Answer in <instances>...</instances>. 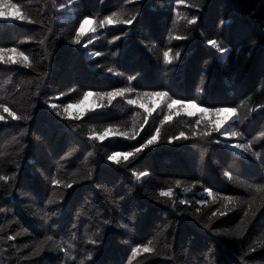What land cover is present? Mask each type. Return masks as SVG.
<instances>
[{"label": "trees", "instance_id": "16d2710c", "mask_svg": "<svg viewBox=\"0 0 264 264\" xmlns=\"http://www.w3.org/2000/svg\"><path fill=\"white\" fill-rule=\"evenodd\" d=\"M9 3L24 18L0 20V49L20 53L13 61L0 59V169L6 177L0 182V260L80 264L95 247L87 241L102 238L90 264H239V250L247 248L248 240L260 251L247 259L264 261V238L259 235L264 191H257L264 187V36L259 31L264 28V0H206L203 8L200 0ZM193 13L200 22L192 38L173 39L187 35L186 21ZM112 15L111 24L99 27ZM85 18L95 30L82 35L80 44H70ZM127 19L133 23H118ZM212 39L227 51L217 52ZM253 39L257 46L247 48ZM164 51L170 52L172 64L164 62ZM241 60H248L242 73L229 81V70L238 71ZM121 88L128 91L111 103L103 99L98 111L64 114V107L82 102L86 92L101 100L95 93ZM147 91H167L184 103L193 100L196 109L236 107L237 112L222 130L205 137L213 123L184 109L173 110L166 120V98L158 104L142 100L144 107L128 103ZM108 128L116 129L110 132L115 138L90 139ZM133 128L134 138L122 135ZM157 129L160 135L149 148L119 163L107 159L134 151ZM225 129L241 135L233 137ZM181 132L187 139H177ZM248 141L257 156L231 147ZM143 171L149 175H140ZM176 180L181 181L179 188ZM168 188L173 195L160 197ZM224 196L233 197L227 210ZM133 210L139 213L135 228L120 227H131ZM221 211L226 214L220 216ZM9 235L15 238L7 240ZM240 235L244 240H238ZM12 245L30 248L17 251ZM145 246L151 251L131 257V248Z\"/></svg>", "mask_w": 264, "mask_h": 264}, {"label": "snow or ice", "instance_id": "6c2138e0", "mask_svg": "<svg viewBox=\"0 0 264 264\" xmlns=\"http://www.w3.org/2000/svg\"><path fill=\"white\" fill-rule=\"evenodd\" d=\"M23 18H24L23 16H20V18H18V19H23ZM113 20L114 19L112 17H108L107 19H103L102 21L99 22V27L102 28V27H104L107 24H111L113 22ZM123 21L124 20H120V21H118V23L124 24ZM91 23H92L91 20L85 18L83 23L80 26V29L76 32L74 38H72L69 41V43L73 44V45L80 44L81 37H82L83 31H84V24H91ZM173 39L176 40V37H174ZM209 43L211 44V46L214 49H216L217 52L224 51V50H220V46L217 44L216 39L210 40ZM8 50L9 49H0V51L6 52V53H13V54L20 55V53H17L15 48H12V51H10V52ZM97 55H99V53H97ZM174 55H175V58L177 59L176 54H174ZM2 56H4V55H0V57H2ZM23 59L25 61V67H27L28 66V64H27L28 58L27 57H23ZM163 59H164V62L166 64H169V65L172 64V62H173V60L171 58V54H170L169 51H164ZM5 62H7V61H5ZM109 72H112L111 68H109ZM132 79H135V77H132ZM260 83H261L262 86H264V80H261ZM126 91H128V90L121 88V89H118V90H115V91H109V92H105V93L97 92V93H95V96L97 98H99V99H106L109 103H111L113 98L118 97V96H123ZM91 96H93L92 92H86L84 94L83 101H87L88 98L91 97ZM164 98H166L169 101L168 104H167V107L169 109V113H168V116L165 118L166 120L171 118L173 110L179 111V109H189V108H196L197 107L196 103L193 100H189L188 103H184L183 102L184 100L172 99L171 97H169V94H168L167 91H147V92L138 93L136 99H129L128 103L130 105H139L140 107H144V104L141 102L142 100H149V99L159 100V99H164ZM82 103L83 102H78L76 107H80L82 105ZM177 106H178V108H177ZM56 107H57V105H55V104L52 105L53 109H55ZM73 108H74V106L72 104H67L64 107V109H63L64 114L67 115V116H71ZM198 110L200 111V113L202 115L207 114V115H211L214 118L215 117H221V116H224L225 118L231 117V116H234L236 114V112H237V108L236 107H204V108H199ZM260 110H264V105H261ZM3 111L8 112V108H6V107L3 108ZM148 111H149V114H150L151 109H149ZM256 111H257V109H255V108L251 109L252 113H255ZM188 114L192 115L191 112H189ZM9 115H12V113L9 112ZM57 115H60V113L57 112ZM16 118L17 117L13 116V119H16ZM146 119H147V117H145V120ZM223 122H224L223 120L218 119L216 121V123L211 126L210 129H208V130L203 132V136L208 137V136L211 135L212 132H218L220 130V126H221V124ZM115 131H116V129H114V128H108L101 135L90 136V139H92V140H103L105 137H107L109 135L110 132H115ZM135 134H136V129L135 128H133V130L131 132L122 133L123 136H125V137H127L129 139L134 138ZM159 135H160V132H159V129H157L155 135L151 136V138L147 139L146 142L142 143L140 145V147H136L134 149V151L123 153V154L117 152V153H114V154L108 156L107 159H110L114 163H119L121 158L124 159V160H128L129 157L135 156L136 154L142 152L144 149L149 148L150 145L155 144L156 140H157V137ZM193 135H195V133H193ZM240 135L241 134L238 133V132H233V134L231 136L238 137ZM260 135H261V137H264V131H262L260 133ZM177 139H187V137H185L184 134L182 133V134H180V137H177ZM217 142L219 143V141H217ZM170 143H172L171 140H170ZM252 144H253V141H248L247 143H242V142L241 143H234V144L231 145V147L234 148V149H240L243 152H251ZM251 153H253V152H251ZM223 174L225 176H227L228 172L225 171ZM132 175L135 176L137 180H139L141 174L137 175L136 172H133ZM8 179H14V177H9ZM5 181H6V177H4V182ZM53 183H59V182L53 180ZM175 186L177 188H179L181 186V181L176 180L175 181ZM67 187H71V185L69 184V185H67ZM205 189H207V188H205ZM190 190H191L190 188H185L184 189L185 192H188ZM257 191H264V187L258 188ZM206 193H207V195L209 197L213 196V192L212 191H207ZM172 195H173V193H172V189L171 188H168L166 191L162 190V191L159 192V196L160 197H171ZM222 199L227 202V203H225V209L227 210L228 204H230L233 201V197L232 196H224V197H222ZM180 203L181 204H185V203H187V201L182 200ZM225 214H226L225 211H221L219 213L220 216H223ZM253 214H254V212H253ZM212 215L216 216L217 213L214 212V213H212ZM248 216H249V213L246 212L245 213V217L247 218ZM105 223H108V221H106ZM73 227H75V225H73ZM204 227L205 228H209V224H205ZM7 238L11 241L15 237L12 236V235H9ZM51 240H52V237L51 236H47V241H51ZM87 242L89 244H93V240L92 239H89ZM124 242L126 244L128 243V241H124ZM150 243H151V241H149V244ZM25 246H29V245H25ZM57 247H59V245H57ZM140 251L149 252V251H151V248H149L147 246H145L143 249H141L139 247H133V248H131V257L134 258L137 255V253L140 252Z\"/></svg>", "mask_w": 264, "mask_h": 264}, {"label": "clouds", "instance_id": "9594fccd", "mask_svg": "<svg viewBox=\"0 0 264 264\" xmlns=\"http://www.w3.org/2000/svg\"><path fill=\"white\" fill-rule=\"evenodd\" d=\"M103 2H104V0H101V3H103ZM180 2L183 3V0H180ZM205 4H206V0H200L199 7L203 8L205 6ZM0 8L3 9V15L4 16L14 15V16H16L17 19L20 18V9L17 8L14 4L9 3V0H3V3L0 4ZM249 16H247L246 19H249ZM108 17H112L113 19H115L114 15L107 16L104 19H107ZM198 21L200 22V15H198V13H193L190 16V18L186 21L187 25L189 26L185 30L187 35H178V36H176V40H178V41H187V40L191 39L192 35H193V32L198 29V26H199ZM123 23L131 25L133 23V20L132 19H127V20H124ZM262 23H264V22H262ZM253 26L257 27V25H255V24H253ZM259 31H260V35L264 36V28H260ZM117 39H119V37H117ZM256 46H257V41L255 39H253L252 41H250L248 43L247 48H255ZM220 50L227 51V46L226 45H221L220 46ZM8 51L10 52V51H12V49H9ZM6 54H7L6 52L0 51V55H6ZM175 54H176L177 60L180 61L181 52L180 51H176ZM247 61L241 60L239 62V70L236 71L235 73L233 72L232 69L229 70V73H228V80L229 81L235 82L236 78L242 73V71L244 69V66L247 63ZM261 80H264V77H262ZM225 132L228 135H232L233 134V132H228L227 129H225ZM180 134H182V132ZM169 144H171L170 141H169ZM251 155L255 157V156L258 155V153L253 152V153H251ZM108 160L111 161L110 159H108ZM140 174L145 176V177H147L149 175V173L147 171H143ZM4 177H5V175L3 174L2 169H0V182H4ZM0 187H4V185L0 184ZM7 190H8L7 187H5V191H7ZM204 191L207 192L209 190L205 189ZM181 201L182 200H180L179 202H181ZM157 203H162V202H157ZM173 210H175V209H173ZM252 211L255 212L256 209H252ZM245 213H244V215H245ZM138 216H139V213L137 211L133 210L131 212V214L128 216V219L131 222V227H129L128 224H121L120 227L128 228L129 231H131L132 228H135ZM242 222L243 223H245V222H249L250 223V219L248 221H241V223ZM259 235H260V237L264 238V229L260 230V234ZM7 240H9V239L7 238ZM238 240H244L243 235H240L238 237ZM123 243H125V242L123 241ZM246 243H247V248L246 249L245 248H241L239 250V255L237 256V260L239 261V264H264V261L252 262V261H249L247 259V257H249L251 255V253L260 251V249L257 248V246L255 244V241L248 240V241H246ZM102 244H103V239L102 238L94 239L93 240V245L95 246L94 250L86 253L84 258L80 261V264H90V262H92L94 257L96 256L97 251H98V249L100 248V246ZM10 247L17 248V246H15V245H12ZM261 247L264 248V245H262ZM25 248H30V246L21 245L19 248H17V251H22ZM3 254H4L3 248H2V246H0V256H3ZM65 255L67 256L68 253H65ZM23 259H28V257L24 256ZM73 259H74V257H73ZM0 264H4V262L2 260H0Z\"/></svg>", "mask_w": 264, "mask_h": 264}, {"label": "rangeland", "instance_id": "374dc122", "mask_svg": "<svg viewBox=\"0 0 264 264\" xmlns=\"http://www.w3.org/2000/svg\"><path fill=\"white\" fill-rule=\"evenodd\" d=\"M11 11V10H10ZM0 20L2 21H6V22H13L15 20H18L16 18V16L14 15H9V16H4L3 15V9L0 8ZM92 21V20H91ZM95 30V26L94 23L92 21L91 24H84V31H83V35L90 33L92 30ZM16 57L14 54H6L2 57H0V59L3 61L5 59H9V60H16ZM98 99H94L92 96L88 98L87 101H82V105L80 107H76V105L74 106V108L72 109V115L73 116H80V115H85L86 113H90V112H95L98 111L102 108L101 103L104 101L103 99L98 100ZM156 103H159V100L156 101ZM186 113L191 112L192 115L195 114H199V116L204 117V119H206L207 121H210L211 123H213V125L216 123V121L218 119L223 120L224 122L221 124L220 126V130H222L225 126L228 125V123L232 120V117H227L225 118L224 116L221 117H212L211 115H202L199 113V110L196 108H189V109H184ZM224 138H226V135H223ZM105 138H115V134L114 133H109V135Z\"/></svg>", "mask_w": 264, "mask_h": 264}, {"label": "bare ground", "instance_id": "6f19581e", "mask_svg": "<svg viewBox=\"0 0 264 264\" xmlns=\"http://www.w3.org/2000/svg\"><path fill=\"white\" fill-rule=\"evenodd\" d=\"M252 168V167H251Z\"/></svg>", "mask_w": 264, "mask_h": 264}]
</instances>
